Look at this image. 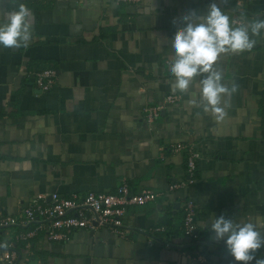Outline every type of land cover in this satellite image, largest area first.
I'll list each match as a JSON object with an SVG mask.
<instances>
[{
  "label": "crops",
  "instance_id": "crops-1",
  "mask_svg": "<svg viewBox=\"0 0 264 264\" xmlns=\"http://www.w3.org/2000/svg\"><path fill=\"white\" fill-rule=\"evenodd\" d=\"M211 2L235 26L264 19V0H0V24L24 3L31 25L26 44L0 46V210L14 216L38 194L49 203L51 193H109L123 181L132 193H161L126 208L122 238L99 227L73 230L64 242L41 229L23 241L17 236L40 222L0 228L18 252L14 264H236L214 238V219L252 222L264 235V34L251 51L214 64L224 84L237 86L221 97L223 120L189 103L200 101V76L186 92L171 89L173 22ZM47 65L56 78L44 92L32 74ZM168 94L179 102L147 123L144 108ZM179 142L199 153L192 182ZM175 182L183 184L169 190ZM188 197L197 207L192 241L181 232ZM256 256L264 259V248Z\"/></svg>",
  "mask_w": 264,
  "mask_h": 264
},
{
  "label": "clouds",
  "instance_id": "clouds-1",
  "mask_svg": "<svg viewBox=\"0 0 264 264\" xmlns=\"http://www.w3.org/2000/svg\"><path fill=\"white\" fill-rule=\"evenodd\" d=\"M29 14L24 3L14 6L6 22L0 24V46L18 48L29 41ZM194 16L198 22H193ZM173 26L176 29L171 37L173 55L168 65V73L174 77L172 91L186 92L192 80L200 76V101L192 99L189 103L211 112L217 121L223 120L228 104L221 106V97L230 96L237 86L224 84L223 75L214 69V64L222 54L251 51L257 43L256 38L264 34V19L235 26L221 7L211 2L204 13L189 12L182 17V23L174 21ZM211 230L215 240L224 242L236 264H264V259L256 256L264 248V235L256 230L254 223L237 224L221 215L214 219Z\"/></svg>",
  "mask_w": 264,
  "mask_h": 264
},
{
  "label": "built area",
  "instance_id": "built-area-1",
  "mask_svg": "<svg viewBox=\"0 0 264 264\" xmlns=\"http://www.w3.org/2000/svg\"><path fill=\"white\" fill-rule=\"evenodd\" d=\"M32 2H46L56 0H25ZM124 4H134L140 0H115ZM239 23V21H237ZM56 72L51 67H43L32 74V82L41 91L50 90L55 84ZM179 94H168L162 101L144 108L147 123H152L167 105L179 102ZM174 150L185 154L187 182L194 181L199 153L191 145L176 143ZM183 183H172L169 190H175ZM161 193L148 189H141L137 193L130 191L129 185L123 181L116 187L115 192L88 191L82 196L72 194L62 196L58 193L50 194V202L45 203V195L38 194L30 200L18 215H8L0 210V228L10 226H26L40 224L31 231L19 234L17 238L27 241L37 231L43 230L47 240L67 241L73 230L86 229L93 231L99 227H108L117 237H124L128 230L123 223L126 208L132 205H144L155 200ZM183 210V236L189 240L197 238L196 217L197 207L194 200L188 197L182 206ZM2 259L8 264H14L18 252L11 243L3 244L0 240Z\"/></svg>",
  "mask_w": 264,
  "mask_h": 264
},
{
  "label": "trees",
  "instance_id": "trees-1",
  "mask_svg": "<svg viewBox=\"0 0 264 264\" xmlns=\"http://www.w3.org/2000/svg\"><path fill=\"white\" fill-rule=\"evenodd\" d=\"M44 67H51V66H49V65H47V66H44ZM51 68H53V67H51ZM54 69V68H53ZM181 224H182V226H183V213H182V218H181ZM14 227H22V226H14ZM26 227H28V225H26ZM181 232H182V227H181ZM183 233V232H182Z\"/></svg>",
  "mask_w": 264,
  "mask_h": 264
}]
</instances>
